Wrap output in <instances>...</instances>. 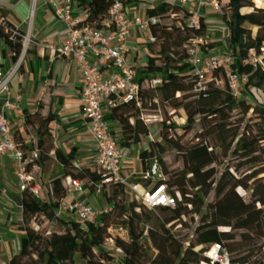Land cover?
I'll use <instances>...</instances> for the list:
<instances>
[{
  "label": "trees",
  "instance_id": "obj_1",
  "mask_svg": "<svg viewBox=\"0 0 264 264\" xmlns=\"http://www.w3.org/2000/svg\"><path fill=\"white\" fill-rule=\"evenodd\" d=\"M217 1L222 5L221 17L228 31L230 51L255 48L257 41L264 43V7H257L254 0ZM260 1L264 5V0ZM76 2L87 14L83 23L99 28L100 22L107 17L108 0ZM243 8L250 11L241 14ZM144 12L148 16L167 18L150 28L154 41L147 42L150 51L147 64L136 70L138 105L135 101H129L107 115L108 120L117 121L121 127L123 140L120 144L123 147L137 145L141 137L148 134L150 121L143 117L142 111L158 103L170 109H182L188 129L200 124L204 127L202 130H206L197 133L196 141L186 147L174 145L181 163L176 169H171L161 159L164 145L175 144L168 133L177 128L174 123L162 124L160 136L164 144H156V155L151 148L138 153L142 172L148 171V162L152 158L158 162L157 169L163 178L153 185L164 184L167 192L174 197L175 205L156 208L170 209L169 217L162 221L155 219L153 226L150 225L152 217L148 207L135 199L129 200L123 184L109 182L102 196L112 206L101 221L127 228V238H116L117 244L126 253V258L120 264H210L204 252L214 243L226 248L234 260L254 264L257 262V251L264 247V100L257 99L251 103L248 97L259 91L264 99V67L252 68L236 57L239 74L247 77L242 87V99H237L229 90L225 74L219 69L212 71L207 78L205 91L197 92L194 89L196 76L186 61L187 42L206 34L204 18L199 16L198 26H190L187 19L191 11L171 0L148 6ZM7 15L6 10L0 9V40L10 50L12 61L16 62L23 51L24 32L14 26ZM169 18L173 20L171 25L164 23ZM167 33L179 35L180 40L167 39ZM31 56L40 58L36 46L28 44L23 59ZM22 67L20 63L18 69ZM153 74L161 77L160 85L152 86L149 83ZM249 111L257 118L256 132H240L237 125L229 123L234 112L246 116ZM22 113L24 128L32 129L36 140L24 142L17 130L13 134L24 157L28 159V165L37 163L41 168H46L53 153L55 161L62 165L63 178H78L93 191L95 184L103 179L102 171L95 165L75 167L73 149L64 154L60 149L53 148L49 125L57 119V115L48 111L43 98L38 100L35 111L29 112L23 108ZM241 166L250 167V171L237 176L234 171ZM153 176L137 177L134 182L145 188L151 184ZM43 185L46 188L44 198L25 189L15 199L21 208V220L16 224L24 235L20 237V250L10 258V263L74 264L76 254L83 264L109 262L111 255L101 249L106 231L94 223L81 225L57 218L55 210L65 188L59 178ZM238 186L249 193L248 201L236 193ZM209 194L211 196L208 198ZM188 214H200V217L192 238L184 246L183 240L171 232L170 224L181 221ZM38 215L56 221L57 230L43 233L38 226L32 227V219ZM144 237L158 250L159 254L155 257L144 259L146 254L141 241ZM257 238H261L262 243L253 245Z\"/></svg>",
  "mask_w": 264,
  "mask_h": 264
},
{
  "label": "built area",
  "instance_id": "obj_2",
  "mask_svg": "<svg viewBox=\"0 0 264 264\" xmlns=\"http://www.w3.org/2000/svg\"><path fill=\"white\" fill-rule=\"evenodd\" d=\"M49 2L55 19L66 27L65 39L58 43L32 42L42 48H48L51 53L70 62L79 76L80 106L85 119V128L94 144L95 165L102 171L103 177L101 182L95 184L93 191L89 190L87 183L78 178L66 177V184H63L64 195L57 203L55 216L81 225L94 223L102 227L106 235L101 243V249L112 257L106 264H120L126 258V253L117 244L116 238H127V228L102 222L101 218L110 212L112 204L103 199L102 206L97 208L89 199V195L93 193L103 197L102 191L107 183L115 182L123 184L125 189L131 188L139 192L138 198L148 208L175 205L174 197L167 192L162 183L144 189L136 182H128L129 176L123 171L124 148L120 144L121 140L114 135L107 119V115L114 108L123 106L129 101H135L137 105L139 103L136 71L138 67L129 58L132 31L146 33V42H153L154 37L150 33V28L167 16H148L134 6L135 0H108L107 17L100 22L99 28H94L83 23L87 14L76 0ZM173 2L183 6L190 1L173 0ZM202 5H212L219 14H222V5L217 0H197V5L187 19L190 26H198L200 16L198 9ZM46 7L48 8L47 4ZM218 30L221 31L220 28ZM30 34L31 28H28L23 35V51L19 57L24 55L26 46L31 41ZM208 39L207 28L206 34L191 38L187 42L186 61L191 72L196 76L194 89L197 92L205 91L207 78L212 71L219 69L225 74L229 90L237 99H242V87L247 77L239 74L235 59L238 57L241 63H247L252 68L264 67V43L257 41V47L243 51L204 53L203 45ZM141 57L147 63V56L144 53H141ZM19 65L20 62H17L7 72L0 69V155L12 156L16 179L19 182L17 187L19 195L25 189H29L35 196L44 198L43 186L38 180L39 166L37 163L28 165V159L24 157L22 149L14 139L8 116L9 111L20 109L19 97L12 98L9 88ZM149 83L158 86L161 84V77L153 74L149 78ZM146 120L150 121L148 118ZM147 137L149 141L155 143L151 131H148ZM141 174L143 177L156 175L158 180L163 178L158 169L154 174L149 170ZM138 187H141L140 191ZM0 199L13 201L7 195V191L1 188ZM204 255L209 259L210 264H242L234 260L220 243H214ZM259 260H264V247L257 251L256 261ZM0 264H11L10 259L0 257Z\"/></svg>",
  "mask_w": 264,
  "mask_h": 264
},
{
  "label": "crops",
  "instance_id": "obj_3",
  "mask_svg": "<svg viewBox=\"0 0 264 264\" xmlns=\"http://www.w3.org/2000/svg\"><path fill=\"white\" fill-rule=\"evenodd\" d=\"M27 1L28 0H0V9H4L8 12L7 19L17 28L19 27L17 26V24H15L17 23L16 21H22V19L26 17V13L28 11ZM189 1L191 3L190 5L193 4V7L197 5V0H189ZM145 3L146 2L144 1L135 0L134 6L138 8L141 12H144L145 9H143L141 6L142 4ZM46 4L47 3L44 2L41 5L43 8L41 7L42 9L39 10L37 9V11L35 12L36 16L38 18L40 17L43 18V20H47V19H49V21L55 20L57 26L59 27L64 26L63 23L55 19L52 11L48 10V8L46 7ZM147 6L150 7L155 5L147 4ZM198 14L204 18V21L208 28L209 35H211L212 31L213 32L219 31L218 27L215 26L216 24L214 25L216 19L218 18V13L213 8L212 5L200 6L198 9ZM50 16L51 18H49ZM223 24H225L224 21ZM210 27H213V29H209ZM32 30H37V27L32 25L31 32ZM224 35L225 37L224 39L222 38L221 44L215 46L210 45L207 48L205 47L204 53L207 52L222 53L230 50L229 41H228V32L225 33ZM209 38L212 40H218V38H214L212 35L209 36ZM35 46H36L37 55L40 58L38 59L36 56L34 57L31 56V57H27L26 58L27 60L24 59L22 63L23 74L21 75L15 74V76L10 81V84H12L10 88L11 90L10 96L12 98L18 96L19 104H20L19 110H11L8 112L11 129L13 130V132L17 130L21 135L22 140L24 139L25 133H24L22 109L25 108L29 112L35 111L38 100L42 97L45 102V107L48 108V111L57 115V119L52 121L49 125L51 130L50 135L51 132L53 136H61V135L64 136L66 134L71 133L76 136V140L78 141L79 144L77 146H80L81 148L86 146V149H78L77 152H85L86 150H88L87 148H92L95 151L93 141L89 137L85 128V119L82 114V110L80 106V97H79L80 80L73 65L70 62L62 59L61 57H58L57 55L51 52L50 55L44 54L43 49H39L37 45ZM141 53H144L146 56L150 54L146 42V33H137L135 31H132L130 37L129 58L132 60L134 64L137 65L138 68L142 66H146L147 64L142 59ZM11 62H13L11 58V52L8 49V47L0 40V69L3 72H7L12 67ZM16 80L17 82H20V80L22 82L21 86L18 88H16V85L14 84ZM34 80L37 81L38 83L35 86L34 83L36 82ZM26 82H28L27 86H26ZM12 92L13 93L15 92V94L13 95ZM55 93H57L58 95H55ZM49 100H51L52 106L55 105L56 103L59 104L58 106L60 107L65 106V108H61L59 111L56 112L50 109ZM66 109L73 110L74 119L72 120V122L68 123L66 121L67 117L62 116V114L64 113L63 111ZM108 121L114 135L118 137L120 140H123L122 130L119 123L117 121H111V120ZM83 129L84 131H82ZM144 138H148L147 135H144ZM139 143L137 145H139ZM137 145H131L130 147H123V146L122 147L124 148V152L126 153V151H131L133 147ZM52 146L54 149L56 148L60 149V147L56 142H55V146L54 145ZM50 157L55 161L53 153L50 154ZM88 163L95 165V159L93 161H89ZM55 164H57V166L63 171L62 165L60 163L55 161ZM74 165L75 167H78L75 163ZM123 171H124V164H123ZM51 174L52 172L49 171L47 167L41 168L39 166V170H38L39 182L42 176H46V175L49 176ZM40 183L42 184V186H44L42 182ZM18 185L19 182L16 179L15 166L12 162V156L0 155V188L5 189L7 191V195L9 196V198L13 200L12 202H9L5 199H0V257L1 258L10 259L15 253H18L20 250V237L24 235V231L18 229V224H16V222L21 220V208L18 206L15 200L16 197L19 196V193L17 191ZM89 199L96 204L97 208H100L102 206L103 201H101L100 196L90 193ZM6 234H10L12 236L11 239L7 240ZM4 243L6 244L5 247L8 250V254L4 252V246H3Z\"/></svg>",
  "mask_w": 264,
  "mask_h": 264
},
{
  "label": "rangeland",
  "instance_id": "obj_4",
  "mask_svg": "<svg viewBox=\"0 0 264 264\" xmlns=\"http://www.w3.org/2000/svg\"><path fill=\"white\" fill-rule=\"evenodd\" d=\"M49 1H51V0H28L27 1L28 11L26 13V17H24L22 19V21H16L17 23H15V24H17L19 29H21L25 34L27 32V29L31 28L32 25L37 27V30H32V32L30 34L31 35L30 36L31 41L29 42L30 45H34V43L32 41H36L37 43H40V44H46V43H58V42L63 41L65 39V29H66L65 26L59 27V26H57L55 20H52V21H49V19L43 20V18H41V17L38 18L35 14L37 9L39 10V9L43 8L41 5L44 2L47 3L48 10L52 11ZM139 1L146 2L145 4H142V6H141L143 9H145L146 7H148L147 4L157 5L159 3V1L161 2L162 0H139ZM190 4L191 3L188 2V3L184 4L183 7L186 8L188 11L194 10L193 4L192 5H190ZM254 4L257 7H264L263 3L260 0H254ZM35 7H36V9H35ZM222 11H223V9H222ZM248 11H250L249 8H243L241 10V14L247 13ZM49 18H51V16ZM48 21H49V23H48ZM164 23H166L167 25H171L173 23V20L171 18H169V19L165 20ZM214 25L217 26L218 28H221L220 29L221 31H217V32L212 31L211 32V35L214 38H218V40H212L209 38L207 40V43L203 45V48H205V47L207 48L210 45L215 46V45L221 44L222 38L224 39V37H225L224 34L228 32L226 29L224 30L225 24H223L221 14H219V13H218V18L216 19ZM208 35H209V33H208ZM211 35H209V36H211ZM166 37H167V39L174 38V37H177L179 39V37L174 33H169V34L167 33ZM37 47L39 49H43L44 54L50 55V50L48 48H42L39 45H37ZM23 61H24V59H23V55H22L21 57H19L17 59L16 62H11V63H12V66H15V64L17 62L23 63ZM17 74H20V75L23 74V70L22 69L20 70L17 68L16 75ZM35 82L36 83H34V86L38 84L37 81H35ZM14 84L16 85V88H18L21 86L22 82H21V80H20V82H17V80H16L14 82ZM27 84H28V82H26V86H27ZM11 85L12 84H9V88H11ZM12 94L14 95L15 92L14 93L12 92ZM55 95H58V94L55 93ZM257 99L258 100L260 99L262 101L264 100L262 94L259 91H255L254 94H252L248 97V101L251 103L255 102ZM54 102H55V100H54ZM49 103H50V109H52L56 112L59 111L61 108H65V106L60 107V106H58L59 104H56V103H55V105L52 106L51 100H49ZM63 112L64 113L62 114V116L67 117L66 121L68 123L72 122V120L74 119L73 110L66 109ZM142 113H143V117H145V118L147 117L148 119H150V122L148 123V126H149L148 131H151L153 138L155 139V143H153L151 141L148 142L149 138H144V136H142V139H141V142L139 143V145L133 147V149L131 151H126V153H125L126 155H125V159H124V173L129 176V178H128L129 183H131V182L133 183L134 179H136L137 177H142V174H141L142 171H141L140 163H139L138 157H137L138 152L140 150H143V149H150L151 148L154 150V154L156 155L158 153L156 144L157 143H160L161 145L164 144V142L160 136L162 124L169 125L170 123H174L177 126V128L175 130H169L168 131L171 139L174 141L175 144L164 145L165 146L164 152L161 155V159L163 160V162L167 166H169L171 169H176V168L180 167V165H181L179 158H178L177 150L174 147V145H178L180 147H186L190 143H193L196 141L195 136L197 133H199L200 131L206 130V129L202 130V128H204V127H201L200 124H195L191 128L188 129L186 127V123H185V113L182 109H170L167 105H164L161 103H158L154 107H148L146 109H143ZM229 123L233 124V125H237L240 129L239 130L240 132L242 130L256 132V129H257V118L251 114V111H249L248 114H246V116H243L240 113L236 114V112H234L232 117L229 119ZM82 131H84V129ZM24 133H25L24 139H23L24 142L36 140L35 133L32 129H25L24 128ZM55 142L58 144V146L60 147V149L64 153H67L71 149L76 151L75 152L76 158L74 159V163L79 168H84L87 165H94V164H90L88 162L93 161L95 159V151L92 148H87L88 150H86L85 152H77L78 149H86V146H84L82 148L80 146H77L79 144H78V141L76 140L75 135L69 133V134H66L64 136H62V135L61 136H53L52 132H51L50 144L53 143L52 145L55 146ZM225 162H226V160L224 161V163ZM234 162L236 163L237 161L234 160ZM240 163H242V162L240 161ZM47 168L49 169V171L52 172V174L49 176H47V175L42 176L40 178V182L46 183L49 180L59 178V181L62 184H66L65 178L62 177L63 171L57 166V164H55L54 159H52L51 157H49V161L47 163ZM222 168H223V166H222ZM222 168H221V170H222ZM249 168L250 167H248V166H241V168L238 171H234V173L237 176H243L246 172L250 171V170H248ZM157 180H158L157 176L154 175L153 178L151 179V184L148 187H145V188L142 186L141 187L144 189H149L150 187H152V185ZM141 187H138V191L141 190ZM45 189H46L45 186H43L42 192H44ZM235 191L239 196H241V198L244 201L249 200V193L247 191H245L244 189H242L241 187H239V186L236 187ZM125 192H126L129 200L135 199L137 202H141V200L138 198V194H137L139 192L132 190L131 188H126ZM210 196L211 195L209 194L208 198ZM189 197H191V195H189ZM103 199H104V197H101V201H103ZM147 209L151 213L152 223H150V225H152V226H153L155 219H157L158 221H162L165 218L170 216V209H161V208H152V209L147 208ZM199 217H200V214H196V215L188 214V215L183 216L181 221L174 222V223L170 224L171 232L183 240L184 246L188 245L190 239L192 238L193 231H194V228L198 224ZM32 220H34V221H32L34 223L31 226L32 227L38 226L39 230L43 233H46L47 231L57 230L58 226H57L56 221L48 220L44 216L38 215L35 219H32ZM122 226L124 227V225H122ZM18 229H20L19 226H18ZM11 237L12 236L10 234H6L7 240L11 239ZM236 239H239V237H236ZM141 241L144 245V251L146 254L144 259H147L149 257H155L156 255L159 254L158 250H156L150 244L149 240L146 239V237L142 238ZM260 243H262L261 238H257L253 241V245H259ZM3 246H4V252H6L8 254V250L5 247L6 244L4 243ZM164 254H165V252L163 253V255ZM251 259H253V258H251ZM74 264H83V261L79 258V256L77 254L75 255V258H74ZM254 264H264V260H259V261L255 262Z\"/></svg>",
  "mask_w": 264,
  "mask_h": 264
},
{
  "label": "water",
  "instance_id": "obj_5",
  "mask_svg": "<svg viewBox=\"0 0 264 264\" xmlns=\"http://www.w3.org/2000/svg\"><path fill=\"white\" fill-rule=\"evenodd\" d=\"M157 165H158V162L156 160V158H152L151 160H149L148 162V170L154 174L157 170Z\"/></svg>",
  "mask_w": 264,
  "mask_h": 264
},
{
  "label": "bare ground",
  "instance_id": "obj_6",
  "mask_svg": "<svg viewBox=\"0 0 264 264\" xmlns=\"http://www.w3.org/2000/svg\"><path fill=\"white\" fill-rule=\"evenodd\" d=\"M169 34V33H168ZM171 40L173 41H179V39L177 37H174V38H170Z\"/></svg>",
  "mask_w": 264,
  "mask_h": 264
}]
</instances>
